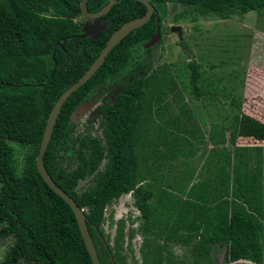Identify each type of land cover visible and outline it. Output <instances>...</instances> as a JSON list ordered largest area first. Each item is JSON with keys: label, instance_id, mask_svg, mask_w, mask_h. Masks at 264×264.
<instances>
[{"label": "trees", "instance_id": "16d2710c", "mask_svg": "<svg viewBox=\"0 0 264 264\" xmlns=\"http://www.w3.org/2000/svg\"><path fill=\"white\" fill-rule=\"evenodd\" d=\"M108 1L88 0L87 10L94 13ZM116 1L102 18L108 27L94 39L79 37L84 24L82 0H0V243L13 238L0 264H93L69 205L38 174L36 156L48 115L60 95L86 72L115 30L146 13L139 1ZM147 1L154 8L150 20L122 39L94 75L62 105L43 157L53 181L83 210L100 264H123L118 252L123 227L118 229L111 247L102 226L106 207L127 194L140 212L137 230L143 236L144 264H161L162 250L156 243L163 240L173 218L178 224L183 223L182 198L196 174V170H191L187 178L164 182L178 196L156 185L162 183V175H153L155 184L143 183L139 151L155 154L159 143L171 140L156 139L150 129V124L156 122L154 117H161L153 105L162 103L170 76L133 60L135 52L149 53L150 49L143 45L154 36L157 27L162 33L168 4L182 5L202 17L228 19L249 12L264 17V0ZM188 66L194 99L217 100L215 92L204 91L201 66L196 61ZM102 86H106L107 96L101 98L94 117L101 136L76 135L73 113ZM230 102L239 112L232 118L229 142L235 144L239 138L264 142V122L241 113L237 99ZM179 130L181 145L189 146L187 136L190 137V150L185 155L193 157L192 139L202 141L200 131ZM9 141L26 148L22 171L17 169L16 149L8 145ZM225 142L222 134L216 145L223 146ZM219 155L224 162H230V152L221 151ZM87 180V188L78 192L79 183ZM216 181L219 184L216 182L215 187L225 188L226 182ZM253 212L257 211H248L234 199L221 198L215 204L200 205L176 240L193 244V264H203L202 259L215 246L224 248L225 264L240 260L262 264L261 219ZM259 215L262 218V213Z\"/></svg>", "mask_w": 264, "mask_h": 264}, {"label": "rangeland", "instance_id": "374dc122", "mask_svg": "<svg viewBox=\"0 0 264 264\" xmlns=\"http://www.w3.org/2000/svg\"><path fill=\"white\" fill-rule=\"evenodd\" d=\"M162 26L158 43L150 47L146 55L135 52L133 59L151 65L153 72H166L170 76L163 89L162 103L153 105L158 107L161 120L155 116L156 122L150 124V129L156 139L166 137L171 140H163L169 141L167 144L159 143L154 149L155 154L139 151L143 183L155 184L153 175H162V183L156 185L178 196L164 182H173L177 177L187 178L191 170H196V174L193 181L188 182L186 195L182 198L183 223L178 224L173 218L163 240L156 243L162 250L161 264H193V244H180L176 240L178 234L185 231L200 205H212L221 198L234 199L245 205L248 211H257L253 213L261 219L262 238L259 245L264 259V142L242 138L235 144L229 142L233 131L231 121L239 112L231 104V99L240 102L241 113L264 122V17L255 12L228 19L212 15L202 17L190 13L182 5L168 4ZM172 26L181 28V41L177 33L170 30ZM191 61H196L204 71V91L215 92L217 100L208 97L201 101L194 99L189 82L188 65ZM106 89L102 86L91 100L84 102L73 113L71 121L76 125V135L89 133L101 136L98 119L94 116L101 98L107 96ZM182 128L200 131L202 141L192 139L193 157L185 155L190 150V137L184 134L189 139V146L181 145L179 140L182 135L179 129ZM216 132L218 134L215 135ZM222 134L226 142L223 146L216 145ZM8 145L16 149L17 169L22 171L26 148H21L15 141H9ZM221 151L230 152V162L222 160ZM99 170H103V165ZM217 179L226 182L225 188L214 186ZM89 183V180L80 182L77 191L82 192ZM218 191L222 193L218 194ZM119 221L123 224L120 225ZM140 222V212L134 207L129 194L121 196L105 209L102 230L111 247L118 229L123 227V238L118 242L123 264H144L145 257L141 252L143 236L137 230ZM12 243L11 237L0 243V263ZM143 250L147 253L146 247ZM202 263L225 264L224 248L213 247ZM18 264L33 263L21 261ZM229 264L254 263L241 260Z\"/></svg>", "mask_w": 264, "mask_h": 264}, {"label": "water", "instance_id": "95a60500", "mask_svg": "<svg viewBox=\"0 0 264 264\" xmlns=\"http://www.w3.org/2000/svg\"><path fill=\"white\" fill-rule=\"evenodd\" d=\"M87 1L88 0H82L80 3V9H81V17L83 19V27H82V34L79 36L81 38L89 36L93 37L94 39H97L102 32L106 30L108 27V22L103 18V16L107 15L112 6L117 2L116 0H109L104 7H102L100 10L90 13L87 10ZM142 3L146 7V13L139 18L132 19L126 23H124L122 26H120L117 30H115L112 35L107 40L105 46L101 50L98 57L93 61V63L89 66V68L86 70V72L69 88H67L57 99L55 104L53 105L47 121L46 125L42 134V139L40 142V147L38 154L36 156V169L38 174L40 175L43 182L58 196H60L63 201H65L75 219L77 222V226L79 229V232L81 234L82 240L84 242L85 248L92 260L93 264H100L98 254L96 251V248L94 246V243L92 241V238L89 234L87 225H86V216L81 210L76 202L68 195L66 194L51 178V176L48 174L44 164H43V157L45 154V151L47 149V146L49 144L55 122L57 120L58 114L61 110L62 105L66 101V99L74 93L77 89H79L81 86H83L93 75L94 73L101 67V65L104 63L106 57L111 52V50L118 44L122 39H124L127 35H129L133 30L141 28L144 24H146L153 12L154 8L153 6L147 1V0H136ZM157 23H159V19L156 20ZM92 23L94 26L99 27L97 32L91 34L88 31V25ZM172 32H176L180 41L182 39L181 37V28L179 26H172L170 28ZM161 38V30L160 27H157L156 32L154 36L143 45L144 49L150 48L154 46Z\"/></svg>", "mask_w": 264, "mask_h": 264}, {"label": "flooded vegetation", "instance_id": "af4514ba", "mask_svg": "<svg viewBox=\"0 0 264 264\" xmlns=\"http://www.w3.org/2000/svg\"><path fill=\"white\" fill-rule=\"evenodd\" d=\"M88 31L91 33V34H93V33H95V31L97 32V30L99 29V27H96V26H94V24H92V23H90L89 25H88ZM91 100V99H90ZM87 102V101H86ZM101 105V104H100ZM99 105V106H100ZM98 106V107H99ZM98 107H97V110H96V114H97V111H98ZM96 116V115H95ZM94 116V117H95Z\"/></svg>", "mask_w": 264, "mask_h": 264}, {"label": "clouds", "instance_id": "9594fccd", "mask_svg": "<svg viewBox=\"0 0 264 264\" xmlns=\"http://www.w3.org/2000/svg\"><path fill=\"white\" fill-rule=\"evenodd\" d=\"M130 195V194H129ZM241 261V260H240ZM245 261V260H244ZM255 264V263H254Z\"/></svg>", "mask_w": 264, "mask_h": 264}, {"label": "crops", "instance_id": "0c3cea01", "mask_svg": "<svg viewBox=\"0 0 264 264\" xmlns=\"http://www.w3.org/2000/svg\"><path fill=\"white\" fill-rule=\"evenodd\" d=\"M261 221V220H260ZM262 226V225H261Z\"/></svg>", "mask_w": 264, "mask_h": 264}]
</instances>
